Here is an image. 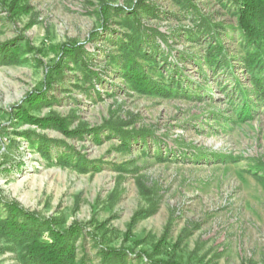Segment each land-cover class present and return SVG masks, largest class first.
I'll return each instance as SVG.
<instances>
[{"label": "rangeland", "instance_id": "rangeland-1", "mask_svg": "<svg viewBox=\"0 0 264 264\" xmlns=\"http://www.w3.org/2000/svg\"><path fill=\"white\" fill-rule=\"evenodd\" d=\"M7 45L0 219L79 233L83 264H264V42L232 0H0ZM25 259L0 234V264Z\"/></svg>", "mask_w": 264, "mask_h": 264}, {"label": "trees", "instance_id": "trees-1", "mask_svg": "<svg viewBox=\"0 0 264 264\" xmlns=\"http://www.w3.org/2000/svg\"><path fill=\"white\" fill-rule=\"evenodd\" d=\"M232 3L237 8L238 26L244 36L250 42H264V0H232ZM16 46H1L2 60L12 62L17 59V54L11 51ZM66 50L73 57H76L80 52L79 49ZM147 57L150 58V56ZM256 60V53H252L247 55L245 62L248 67H252L255 65ZM216 62L217 59L211 56L208 64H215ZM138 63L132 55H129L123 67L125 75L137 91L142 93L156 92L158 87L154 86L149 78V73L144 67H140ZM253 83L264 92V84L259 79H253ZM42 95L41 93L37 95L38 99L43 100ZM45 120L40 119L38 122L42 123ZM7 209L10 215L0 219V234L22 246L27 262L31 264H83L78 262L76 248L73 243V239L79 233L70 230L59 232L50 226L44 229L40 219L19 210L16 206L10 204L7 205ZM46 232H48L50 240L44 237ZM103 253V257L106 259H122L126 255L124 250L116 249H107ZM152 264L173 263L157 261L152 262Z\"/></svg>", "mask_w": 264, "mask_h": 264}, {"label": "built area", "instance_id": "built-area-1", "mask_svg": "<svg viewBox=\"0 0 264 264\" xmlns=\"http://www.w3.org/2000/svg\"><path fill=\"white\" fill-rule=\"evenodd\" d=\"M34 164V163H33Z\"/></svg>", "mask_w": 264, "mask_h": 264}]
</instances>
